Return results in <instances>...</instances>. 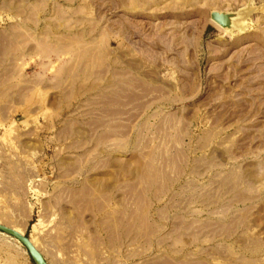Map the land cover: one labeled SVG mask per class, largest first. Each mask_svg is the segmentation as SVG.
Segmentation results:
<instances>
[{
	"label": "rangeland",
	"instance_id": "374dc122",
	"mask_svg": "<svg viewBox=\"0 0 264 264\" xmlns=\"http://www.w3.org/2000/svg\"><path fill=\"white\" fill-rule=\"evenodd\" d=\"M0 222L50 264H264V0H0Z\"/></svg>",
	"mask_w": 264,
	"mask_h": 264
},
{
	"label": "water",
	"instance_id": "95a60500",
	"mask_svg": "<svg viewBox=\"0 0 264 264\" xmlns=\"http://www.w3.org/2000/svg\"><path fill=\"white\" fill-rule=\"evenodd\" d=\"M0 231L16 238L19 242H21L27 249L35 264H50L43 253L33 244L29 236L2 223H0Z\"/></svg>",
	"mask_w": 264,
	"mask_h": 264
},
{
	"label": "bare ground",
	"instance_id": "6f19581e",
	"mask_svg": "<svg viewBox=\"0 0 264 264\" xmlns=\"http://www.w3.org/2000/svg\"><path fill=\"white\" fill-rule=\"evenodd\" d=\"M224 13L222 12H217L215 15H214V18L216 20V23L224 28L225 30L226 29H237L238 32H244V26H241L243 24V21L245 20H241L240 17H238L236 14L234 13H230V16H225V14L223 15ZM242 21V24H240V22ZM240 24V25H239ZM244 25V24H243ZM247 26V25H246ZM1 223V222H0ZM4 224V223H2ZM7 225V224H5ZM9 226V225H7ZM14 229H16L17 231L23 233V230L19 227V226H10ZM31 239V241L33 242V244L40 250L38 244L36 243L35 239L33 237H29ZM19 242V241H18ZM20 245L24 246L21 242H19ZM25 247V246H24ZM26 249V248H25ZM27 251V249H26ZM41 251V250H40ZM28 252V251H27ZM42 252V251H41ZM43 253V252H42ZM29 254V253H28ZM44 255V254H43ZM46 258V257H45ZM48 261V260H47Z\"/></svg>",
	"mask_w": 264,
	"mask_h": 264
},
{
	"label": "crops",
	"instance_id": "0c3cea01",
	"mask_svg": "<svg viewBox=\"0 0 264 264\" xmlns=\"http://www.w3.org/2000/svg\"><path fill=\"white\" fill-rule=\"evenodd\" d=\"M49 262V261H48Z\"/></svg>",
	"mask_w": 264,
	"mask_h": 264
}]
</instances>
